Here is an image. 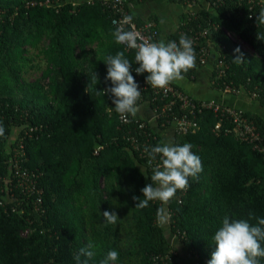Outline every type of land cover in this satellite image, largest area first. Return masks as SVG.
Wrapping results in <instances>:
<instances>
[{
    "label": "trees",
    "instance_id": "trees-1",
    "mask_svg": "<svg viewBox=\"0 0 264 264\" xmlns=\"http://www.w3.org/2000/svg\"><path fill=\"white\" fill-rule=\"evenodd\" d=\"M205 1L212 8L186 13L167 42L178 43L182 32L189 38L207 31L193 49L214 43L216 59L225 65L222 76L214 69L212 88L244 91L264 107V25L256 19L264 3ZM112 16L99 0H0V264H77L75 256L89 244L94 255L88 264H101L113 249L119 252L115 264H151L153 256L170 252L172 264H179L169 233L197 264H208L225 215L248 220L251 213L253 225L264 218V155L255 143L225 134L230 121L215 132L219 117L211 110L196 113L198 129L174 142L192 145L202 162L198 178H189L187 190L167 205L151 201L135 209L133 197L143 198L159 157L149 164L147 152L133 150L127 138L142 141L138 124H121L114 97L104 93L113 87L106 80L109 55L125 53L138 85L148 75L135 71L136 50L115 43ZM237 48L244 63L233 61ZM199 67L196 56L195 68L182 75L191 78ZM31 72L40 74L30 80ZM142 102L162 105L150 89L141 91ZM244 116L264 134L261 117ZM147 132L155 137L151 147L162 143ZM161 207L168 211V230L158 222ZM104 211H115L117 224L104 223Z\"/></svg>",
    "mask_w": 264,
    "mask_h": 264
},
{
    "label": "clouds",
    "instance_id": "clouds-1",
    "mask_svg": "<svg viewBox=\"0 0 264 264\" xmlns=\"http://www.w3.org/2000/svg\"><path fill=\"white\" fill-rule=\"evenodd\" d=\"M132 19V16H125L113 32V37L116 44L136 50L135 62L139 67L135 71L138 75L147 73L146 82L152 88L167 89L173 82L184 79L182 73L195 68V51L189 38L181 35L178 43H165L163 40L152 42L134 30H125L124 25H131L134 29ZM256 19L258 24L264 25V9H261ZM235 51L240 53L239 48ZM233 61L244 63L243 54L240 53ZM105 64L106 80L111 81L113 87L104 93L114 97L112 103L116 113L127 121L129 115L135 117L138 113L141 97L139 85L131 74L132 64L123 51L107 56ZM4 136L5 128L0 122V137ZM144 150L150 162L156 161L158 157L159 162L152 170L151 183L141 190L143 198L133 197L136 201L135 209L147 208L151 201L167 205L177 191L187 190L189 178L196 179L202 172L201 159L193 153L189 143L180 145L162 142ZM102 215L106 224L115 225L119 220L115 211H104ZM157 218L160 223L167 222L169 216L165 207L157 210ZM252 218L251 213L248 220L230 219L228 215L223 217L221 226L213 236L215 251L208 264H260V258H264V218H257L255 225L249 222ZM92 248L93 245L89 244L79 250L75 256L77 264H88L94 255ZM118 258L119 252L110 250L101 264H115Z\"/></svg>",
    "mask_w": 264,
    "mask_h": 264
},
{
    "label": "built area",
    "instance_id": "built-area-1",
    "mask_svg": "<svg viewBox=\"0 0 264 264\" xmlns=\"http://www.w3.org/2000/svg\"><path fill=\"white\" fill-rule=\"evenodd\" d=\"M102 4L111 10L113 15L111 18V25L115 29L120 26V22L125 16H130L129 11L126 9L127 6L125 4V0H104L102 1ZM210 7L212 8L211 5ZM132 25H134V29L131 25H124L125 30H134L138 32L144 39H149L152 42H155V39L158 36V27L153 20H147L141 26H139L132 19ZM181 35H185V33L182 32ZM206 35L207 31L205 30L200 33L192 34L189 37V39L192 41V46L196 47L197 43ZM139 42L140 41H138V43ZM208 45V48L202 47L197 53H195L202 66H206L208 64L209 57L212 54L210 43H208ZM122 46L126 51L134 50L129 49L126 45ZM216 60L217 59H215L214 62V69L218 71L219 76H222L225 74V65L222 60ZM148 89L152 91L155 99L156 97H159L160 102H162V105L157 108L151 107L153 115L160 127L174 128L176 136L186 135L190 132H193L195 129H198V124L195 120L196 113L200 114L204 110H211L217 117H219L218 122L214 126L215 132H218L222 129V123L224 120L230 121L233 126L232 128H225L224 133L232 134L237 140L245 143H255L254 148L256 151L264 155V134L258 131V128L249 122V119L244 116L245 111L242 109L193 98L184 90H181L173 84H170L167 89H154L146 81L140 83V91H145ZM223 92L228 94L245 93L243 91L238 92L230 87H225ZM118 119L123 125L128 124L131 120L136 121L138 124L137 128L139 130L137 135L142 137V141L134 136L128 137L127 140L130 142L133 150H136L140 155L146 154L144 149L146 147L150 148L151 141L155 139L154 136L147 132V129H150L148 123L137 116L133 117L130 115L127 117V121L122 119L119 114ZM150 130L153 131L152 129ZM151 163L152 162L149 161V164ZM26 187L27 185H24V188ZM174 254L175 252L166 253L164 255H155L151 259V264H172L171 256Z\"/></svg>",
    "mask_w": 264,
    "mask_h": 264
},
{
    "label": "crops",
    "instance_id": "crops-1",
    "mask_svg": "<svg viewBox=\"0 0 264 264\" xmlns=\"http://www.w3.org/2000/svg\"><path fill=\"white\" fill-rule=\"evenodd\" d=\"M261 1L264 3V0ZM125 4L127 9H130L132 16H134L136 20H140L141 23L147 20H153L158 27L157 41L163 40L165 43L178 32L186 13L192 11L196 12L202 8L207 10L211 9L210 5L205 0H199L197 3L188 4L172 0H125ZM211 45L214 47V43ZM212 47L211 60L206 66L199 67L195 75L191 78L184 77L183 80L173 82L172 84L184 90L193 98L229 105L235 108H242L243 110L258 115L264 120V107L254 101H249L245 93L228 94L212 88L211 83L214 71V60L216 59V57H213L214 48ZM138 106L139 111L136 116L148 123L150 129L155 132L161 142L174 144L176 139L174 128L160 127L153 115L149 103L145 102ZM168 239L170 244L178 251L179 264H197L195 258L191 256L186 247L179 242L175 235L169 233Z\"/></svg>",
    "mask_w": 264,
    "mask_h": 264
},
{
    "label": "rangeland",
    "instance_id": "rangeland-1",
    "mask_svg": "<svg viewBox=\"0 0 264 264\" xmlns=\"http://www.w3.org/2000/svg\"><path fill=\"white\" fill-rule=\"evenodd\" d=\"M232 39H233V41H235V42H237V44L244 50V51H246V52H248L249 54H252L253 53V51H252V49L247 45V44H245L244 42H242L239 38H237V37H232ZM211 52H212V50H211ZM254 54V53H253ZM213 57H217V55L215 56V53H214V51H213ZM218 59V58H217ZM215 61V60H214ZM40 73L38 72V73H32L31 72V77H30V80H32L34 77H38V75H39ZM29 76V75H28ZM244 92V91H243ZM247 96V95H246ZM248 97V96H247ZM249 98V97H248ZM249 101H253L251 98H249ZM238 108V107H237ZM239 109H242V108H239ZM243 110V109H242ZM243 111H246V112H248L247 110H243ZM167 213H168V211H167ZM169 225V220H167V222H165V226L166 227H169L168 226ZM167 230H168V228H167Z\"/></svg>",
    "mask_w": 264,
    "mask_h": 264
}]
</instances>
